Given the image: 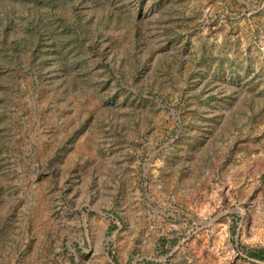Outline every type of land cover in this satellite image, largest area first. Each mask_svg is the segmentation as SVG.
<instances>
[{
  "label": "rangeland",
  "instance_id": "obj_1",
  "mask_svg": "<svg viewBox=\"0 0 264 264\" xmlns=\"http://www.w3.org/2000/svg\"><path fill=\"white\" fill-rule=\"evenodd\" d=\"M263 248L264 0H0V264Z\"/></svg>",
  "mask_w": 264,
  "mask_h": 264
},
{
  "label": "trees",
  "instance_id": "obj_2",
  "mask_svg": "<svg viewBox=\"0 0 264 264\" xmlns=\"http://www.w3.org/2000/svg\"><path fill=\"white\" fill-rule=\"evenodd\" d=\"M56 38V35H55ZM25 39V38H23ZM58 40V39H56ZM2 41H4V39L2 38ZM15 41H12V43H14ZM79 43V42H78ZM16 45H19L18 43H16ZM248 256L253 257L257 260H262L264 261V248L263 249H250L246 251Z\"/></svg>",
  "mask_w": 264,
  "mask_h": 264
}]
</instances>
